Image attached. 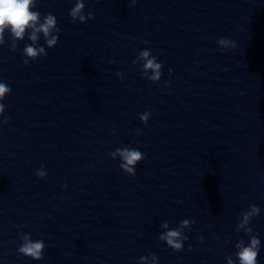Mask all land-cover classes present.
<instances>
[{
  "label": "clouds",
  "instance_id": "9594fccd",
  "mask_svg": "<svg viewBox=\"0 0 264 264\" xmlns=\"http://www.w3.org/2000/svg\"><path fill=\"white\" fill-rule=\"evenodd\" d=\"M136 0H133V5ZM36 6V0H0V45L5 44V32H10L13 41L23 40L27 34L28 39L32 42L38 40V34L43 33L45 42L48 48L56 46L59 40L60 29L57 27V20L51 13L43 17L41 22V14L39 11H33ZM69 15L73 21H79L81 23L87 20L94 19L95 17L91 12L85 14L84 0H76L75 6L70 10ZM217 43L221 48L226 49L229 46H234L233 42L226 38L221 37ZM16 50L15 46L12 48ZM23 55L27 58H31L33 61L37 57L47 55L44 47H35L33 44L26 45L23 49ZM139 56L144 60L143 70L145 75L151 70L152 75L147 79L153 83L159 82L162 76L163 64L157 61V58L151 54L150 49H144L140 51ZM28 59L24 60L27 64ZM114 62V61H113ZM172 69H169L171 75ZM120 73H117L119 76ZM11 92V88L4 82H0V124H7L8 118L4 116L5 105L2 103L4 98ZM151 113L145 112L140 115L139 119L146 125ZM139 131V130H138ZM111 157L115 159L116 156L121 158L119 167L129 176L136 175V165L142 161L145 156L138 149L125 146L115 149L110 153ZM44 165H41V169H38L36 175L40 178H46L47 172L43 171ZM63 187L67 188V185ZM259 207L253 205L251 210L243 214V221L239 225L241 228H245V232L251 234L253 229L251 227H245L250 223V218L259 215ZM188 220L181 222V227L187 226ZM168 227L167 224L164 225ZM181 233L179 230H170L161 235L160 239L166 241L167 245L175 250H181L183 245L181 242ZM21 239L23 243L19 246V254L30 257L33 260L43 259V249L45 244L43 240L34 241L28 234H24ZM187 239V237H185ZM203 237H201V240ZM261 241L256 235H251L250 242L247 246L243 242H238L236 247L239 251L236 253L239 264H258L257 258L259 255ZM228 264H233L229 259Z\"/></svg>",
  "mask_w": 264,
  "mask_h": 264
}]
</instances>
